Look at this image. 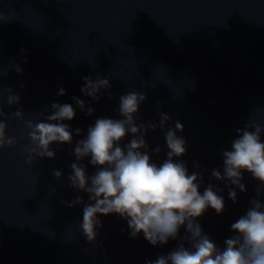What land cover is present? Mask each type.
Wrapping results in <instances>:
<instances>
[{
  "label": "water",
  "instance_id": "water-1",
  "mask_svg": "<svg viewBox=\"0 0 264 264\" xmlns=\"http://www.w3.org/2000/svg\"><path fill=\"white\" fill-rule=\"evenodd\" d=\"M2 13L12 16L0 21V85L8 115L18 106L7 105V87L21 97L25 119L43 120L49 113L41 112L53 102L72 104L77 115L66 123L84 132L74 134L75 143L97 118H121L116 111L120 96L144 93L137 123L158 124L163 111L173 117L170 125L175 120L184 124L178 133L187 140L183 159L190 172L197 161L207 169L201 194L211 169L221 167L220 153L230 147L234 129L253 120L264 126V0H0ZM88 76L108 78L113 98L104 90L99 101L85 97L81 88ZM60 87L67 95H58ZM74 96L90 102L95 113L85 115ZM7 123L8 136L25 138L0 150V264H145L177 247L176 240L153 246L142 233L130 238L118 214L101 216L103 227L89 242L79 231L83 205L63 203L77 195L88 202L86 193L68 187L74 143L54 144L55 159L37 158L29 165L24 121ZM130 139L129 134L124 143ZM147 140L152 148L166 150L159 129L150 131ZM164 158L163 153L152 156L157 163ZM54 169L65 173L62 181L52 175ZM95 171L88 164V174ZM243 182L247 192L233 203L223 182L213 181L224 188L218 194L225 210L217 214L208 208L198 218L221 248L232 235L230 225L256 196L259 181L245 172Z\"/></svg>",
  "mask_w": 264,
  "mask_h": 264
},
{
  "label": "clouds",
  "instance_id": "clouds-1",
  "mask_svg": "<svg viewBox=\"0 0 264 264\" xmlns=\"http://www.w3.org/2000/svg\"><path fill=\"white\" fill-rule=\"evenodd\" d=\"M12 19L11 15L0 14V21ZM21 51H25L21 49ZM19 59L26 61V57ZM18 73H23L19 63L15 64ZM4 73L0 70V80ZM111 83L108 78L97 76L84 77L81 92L92 101H99L101 91L112 99ZM5 89L0 85V150L16 147L25 137L8 136L7 121L20 119L27 129L26 136L30 144L23 147L26 163L33 165L37 158L55 159L57 151L52 145H73L75 136H83L80 128L73 129L66 121L76 118V108L69 103L53 102L50 108L41 112L43 120L25 119V112L20 106L21 97L7 87L6 103L9 107L18 106L8 115L4 111L3 95ZM58 95H67L63 87ZM76 107L87 116L95 113L90 102L73 97ZM147 100L144 93L129 91L120 96L116 109L120 119L97 118L87 129L82 139L75 140L71 155L74 162L69 165L68 187L77 192L86 193L88 202L77 195L71 201L63 203L68 207L83 205L82 221L79 231L89 242L97 239V229L103 227L101 216L118 214L128 224L130 238H137L141 233L153 246L166 245L170 240L178 241L177 247L166 255H158L155 260L145 264H264V126L253 120L236 128L235 137L230 147L220 153V168L210 171L207 186L205 171L197 161L190 172L183 157L187 153V140L178 133L185 130L184 124L167 113L158 112L159 123L152 120L137 123L140 105ZM159 129L166 142L164 147L152 148L148 144L149 132ZM131 135V139L124 143ZM164 154V159L157 163L153 154ZM96 168L94 174H88V164ZM259 181L255 188L256 196L249 201L246 213L230 225L232 235L224 240V247H219L206 234L198 222L208 208L217 214L225 210V200L221 188L213 181L223 182L228 189L229 198L238 202L239 193H246L243 182L244 173ZM52 175L57 181L64 179L65 173L54 169ZM239 190V192L237 191ZM52 189V193H55ZM185 229L181 237L180 230ZM187 245V246H186Z\"/></svg>",
  "mask_w": 264,
  "mask_h": 264
}]
</instances>
